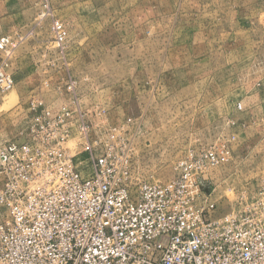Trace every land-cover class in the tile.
Instances as JSON below:
<instances>
[{
    "label": "rangeland",
    "instance_id": "1",
    "mask_svg": "<svg viewBox=\"0 0 264 264\" xmlns=\"http://www.w3.org/2000/svg\"><path fill=\"white\" fill-rule=\"evenodd\" d=\"M33 7L28 27L23 21V29L0 36L8 40L0 68L14 80L0 91V146L29 137L42 111L44 74L59 70L44 46L53 39L59 48L52 31L59 20L68 32L60 47L65 67L82 99L98 104L88 134L96 156L110 148L132 182L163 183L191 149L220 150L226 142L231 160L202 179L218 214L239 207L243 195L256 197L264 160L240 150L249 128L237 122H264V0H33ZM142 122L196 125L146 129ZM66 146L81 153L89 175L86 137L74 128Z\"/></svg>",
    "mask_w": 264,
    "mask_h": 264
},
{
    "label": "built area",
    "instance_id": "2",
    "mask_svg": "<svg viewBox=\"0 0 264 264\" xmlns=\"http://www.w3.org/2000/svg\"><path fill=\"white\" fill-rule=\"evenodd\" d=\"M52 31L63 48L66 26L55 20ZM13 87L0 68L1 93ZM77 87L69 77L74 107L41 103L29 137L0 146V264H264V179L255 198L223 214L203 184L231 160L230 145L191 149L166 182L134 183L110 148L94 154ZM74 128L87 140L89 175L66 146Z\"/></svg>",
    "mask_w": 264,
    "mask_h": 264
},
{
    "label": "crops",
    "instance_id": "3",
    "mask_svg": "<svg viewBox=\"0 0 264 264\" xmlns=\"http://www.w3.org/2000/svg\"><path fill=\"white\" fill-rule=\"evenodd\" d=\"M34 7H33V0H0V36L6 35L8 32L18 31L19 29H23L24 22L26 21V27L29 26V17L30 15L33 16ZM24 21V22H23ZM55 42L50 40L49 42L45 43V50L46 54L49 59L53 58L54 64L57 62L58 69L57 71H50L44 74V83L42 84V92L45 96V103L53 110L57 111L62 105L67 104L74 107L72 102V98L70 97L69 93L66 92L67 101H63L61 96L65 93V85L69 79V77L77 78L74 76L70 69L69 72L66 69V53L64 54L61 48L55 47ZM48 49V50H47ZM79 49H74V52H78ZM2 51H0L1 53ZM48 59V60H49ZM76 60H81V55H77L74 57ZM64 61V62H63ZM78 79V78H77ZM83 87L80 86L79 88V105L83 110H89V117L92 122H97V114H93L92 112H96L98 109V104L93 102L87 101L86 95L81 97L80 94H83ZM147 91L148 87L145 85L144 88V103L146 104L147 101ZM68 93V94H67ZM83 101V102H81ZM85 101V102H84ZM85 103V105H84ZM87 103H91L87 105ZM87 109H85V107ZM147 108V106H145ZM143 126L148 129L150 127L158 128L167 123L171 127H179V126H186L192 127L195 126V122H142ZM210 122H198L200 127L209 126ZM240 126H247L248 131L242 133V128L240 130L242 141L240 150L243 151V154L250 153L252 157L256 159L264 160V122H237ZM249 132V133H248ZM244 134L246 137L243 138ZM244 148V149H242ZM264 167V166H263ZM261 173V168H256Z\"/></svg>",
    "mask_w": 264,
    "mask_h": 264
}]
</instances>
